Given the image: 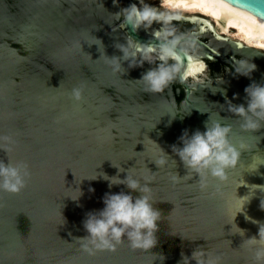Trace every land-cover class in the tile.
<instances>
[{
	"label": "water",
	"instance_id": "obj_1",
	"mask_svg": "<svg viewBox=\"0 0 264 264\" xmlns=\"http://www.w3.org/2000/svg\"><path fill=\"white\" fill-rule=\"evenodd\" d=\"M223 1L264 20V0ZM133 3L139 6V0H0V137L12 140H0V148L10 149H0V161L26 163L30 172L20 193L0 190V264H178L181 253L190 256L197 248L218 256L219 264H254L252 247L242 243L258 237L264 225V191L257 187L264 186V127L243 130L227 107L228 101L246 106L245 88L264 84V50L232 39L234 48L219 49L185 36L202 54L188 52L177 81L163 93H148L140 79L165 62L155 35L164 30L121 26L123 17L112 14ZM144 3L181 20L202 19L217 39L227 37L226 21ZM90 33L109 57L122 55L115 44L126 38L143 45L137 55L142 66L129 68L125 61L126 72H114L97 46L88 45ZM208 61L229 69L218 87L197 84ZM240 62L256 65L250 77L235 73ZM200 63L203 71L193 72ZM77 87L80 101L71 95ZM209 116L231 126L240 156L226 181L208 176L209 186L201 190L199 175L188 172L172 146L182 147L185 130L205 131ZM158 145L171 158L160 168L154 163L164 155ZM112 164L125 169L121 179L130 169L141 184L151 182L161 219L150 252L131 249L125 237L115 251L90 255L76 239L87 235L84 221L104 208L106 193H130L124 185L109 188L97 175L115 176ZM236 195L248 197L237 214Z\"/></svg>",
	"mask_w": 264,
	"mask_h": 264
},
{
	"label": "clouds",
	"instance_id": "obj_2",
	"mask_svg": "<svg viewBox=\"0 0 264 264\" xmlns=\"http://www.w3.org/2000/svg\"><path fill=\"white\" fill-rule=\"evenodd\" d=\"M112 15L116 20L123 17L121 26L130 25L134 31L140 28L148 29L155 22L167 20L166 17L158 14L153 7L145 4L144 0H139V6L133 3ZM155 35L159 41L160 55L165 62L145 72L140 80L145 84L146 92L163 93L165 89L177 81L183 67L182 57L188 55L189 50L195 47V41L175 35L171 29H165ZM91 37L93 43L87 42L88 45L97 46L100 57L103 55L106 58L114 72L124 74L126 69L122 63L125 61L128 62L129 68L142 66V62L137 60V55L139 48L143 45L138 44L133 39L126 38L125 43H116L115 47L122 55L109 57L105 54V46L102 40L92 35ZM80 47L82 49L81 45ZM101 48H103V53H101ZM168 60H172L174 63L169 64ZM255 70L256 65L254 63L240 62L235 67L237 75L246 77H250ZM244 91L246 106L245 104L236 105L228 101L227 111L241 121L240 126L243 130H259L264 127V84L253 82ZM71 95L75 101H80L82 89L73 88ZM222 119L223 117H221ZM221 120L213 121L209 116L205 122V131L196 130L189 135L185 130L179 138L182 147L172 146V152L179 157L188 172L192 171L199 175L201 190L208 188V176L220 182L226 181L228 179L227 170L237 165L240 156V152L230 140L231 126L222 123ZM0 140L4 141L5 144L12 142L9 136L0 137ZM0 149H4L6 152L10 150L7 147ZM161 151L164 154L163 157L159 161H154L158 168L167 164L171 159L162 149ZM172 162L176 163L175 160ZM113 167L118 170L115 176L110 177L102 172L97 175L108 182L109 188L124 185L130 190V193L123 191L115 194L106 193L103 198L104 208L98 213H89L84 221V229L87 235L76 239L83 242V250L90 255L96 251H115L117 246L125 241V237L131 249L150 252L158 243L155 234L158 231L157 222L161 219V212L153 207L156 202L151 199V187L149 186L151 182L145 181L144 184H141L140 180L129 174L130 169L121 179L120 173H124L125 169L121 166L113 165ZM97 175L91 179H97ZM29 176L30 172L26 163L12 164L9 161L6 164L0 161V190L18 194L26 187ZM180 179L177 174L173 177L174 182H178ZM257 187L264 191V186ZM90 191H94V189H90ZM132 192H138L139 195L134 197ZM236 199L239 201L237 214L242 211L248 197L238 198L236 195ZM260 207L264 209V200L261 201ZM238 233L242 237L244 236L243 230L239 229ZM242 244L252 247L254 264H264V225L259 227L258 237L244 239ZM153 255L161 261L165 259L163 255ZM193 262L195 264H219L220 258L211 254L206 255L203 250L197 248L190 256L181 253L178 264H193Z\"/></svg>",
	"mask_w": 264,
	"mask_h": 264
},
{
	"label": "bare ground",
	"instance_id": "obj_3",
	"mask_svg": "<svg viewBox=\"0 0 264 264\" xmlns=\"http://www.w3.org/2000/svg\"><path fill=\"white\" fill-rule=\"evenodd\" d=\"M172 9L197 11L226 21L224 32L236 31L246 45L264 49V20L253 16L223 0H162Z\"/></svg>",
	"mask_w": 264,
	"mask_h": 264
},
{
	"label": "flooded vegetation",
	"instance_id": "obj_4",
	"mask_svg": "<svg viewBox=\"0 0 264 264\" xmlns=\"http://www.w3.org/2000/svg\"><path fill=\"white\" fill-rule=\"evenodd\" d=\"M158 13V12H157ZM160 14V13H158ZM163 15L164 17L167 18L166 21H160V22H155L153 23L152 26H155L159 29L163 28L165 29H171L173 30L175 35H180V36H189L193 37L196 36L203 40L204 42L208 43L211 46H215L219 49H223L225 47L228 48H234L229 42L232 41L230 38L222 35L224 39H217L215 35L212 33L211 29L208 26V23H205L204 20L198 19L195 17L194 21H188V20H181L179 18H175L176 15L174 14H160ZM180 16V15H177ZM183 18H190L188 16H180ZM192 18V17H191ZM206 28L207 32L202 33V30ZM190 53L193 54H202L201 48L195 45L194 48L189 50ZM169 64L174 63V61L170 60L168 62ZM229 69L224 67V64L218 61H208V67L206 69V75L204 76L203 80L197 82V84L202 85H217L220 86L221 80L225 78V73L228 72ZM236 77V76H235ZM203 82V83H202Z\"/></svg>",
	"mask_w": 264,
	"mask_h": 264
},
{
	"label": "rangeland",
	"instance_id": "obj_5",
	"mask_svg": "<svg viewBox=\"0 0 264 264\" xmlns=\"http://www.w3.org/2000/svg\"><path fill=\"white\" fill-rule=\"evenodd\" d=\"M154 1H156L157 3H159L163 8H165V9H168V10H171V11H175L176 9H172V8H170L169 7V5H167L166 3H165V1H162V0H154ZM177 10H182V9H177ZM182 11H185V10H182ZM185 12H187V13H199V12H197V11H194V10H191V11H185ZM201 14V13H200ZM226 35H227V37L228 38H230V39H232V40H240L239 39V37L237 36V34H236V31H228V32H224ZM261 50H264V49H261Z\"/></svg>",
	"mask_w": 264,
	"mask_h": 264
},
{
	"label": "snow or ice",
	"instance_id": "obj_6",
	"mask_svg": "<svg viewBox=\"0 0 264 264\" xmlns=\"http://www.w3.org/2000/svg\"><path fill=\"white\" fill-rule=\"evenodd\" d=\"M205 65L203 63H200L199 65H193V72H200L203 71Z\"/></svg>",
	"mask_w": 264,
	"mask_h": 264
}]
</instances>
